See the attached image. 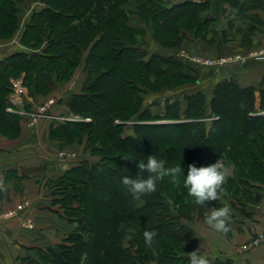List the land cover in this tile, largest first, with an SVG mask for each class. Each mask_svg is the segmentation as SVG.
I'll list each match as a JSON object with an SVG mask.
<instances>
[{
    "label": "trees",
    "instance_id": "1",
    "mask_svg": "<svg viewBox=\"0 0 264 264\" xmlns=\"http://www.w3.org/2000/svg\"><path fill=\"white\" fill-rule=\"evenodd\" d=\"M227 1L233 2L0 0V43L18 36L17 49L0 60V137L16 139L28 123L6 113L9 80L21 76L40 105L83 66L80 90L50 114L91 119L49 123L50 140L83 147L84 158L50 180V205L63 211L70 231L56 244L31 249L34 256L19 264H185L182 256L197 249L190 225L195 215L199 220L214 207H228L229 226L252 215L264 190V115L256 114L255 89L227 79L216 84L208 104L196 92L183 98V110L180 102L164 100L159 114L146 101L195 84L200 67L148 50L145 38L162 50L186 39L215 43L214 25ZM259 97L264 110V90ZM128 122L134 124L125 130ZM149 155L165 160V167L182 166L185 176L189 164L219 160L226 174L231 169L221 199L196 203L183 177L179 186L165 177L154 192L134 199L122 177L135 176L138 161ZM145 230L157 233L151 247Z\"/></svg>",
    "mask_w": 264,
    "mask_h": 264
},
{
    "label": "crops",
    "instance_id": "2",
    "mask_svg": "<svg viewBox=\"0 0 264 264\" xmlns=\"http://www.w3.org/2000/svg\"><path fill=\"white\" fill-rule=\"evenodd\" d=\"M224 10V14L214 25L217 34L215 35L216 42L192 43V50L199 55L206 56L196 55V57L215 59L218 56H229L235 52L257 51L264 47V0H233L231 3L227 1L224 3ZM28 14L29 12L25 13L24 21L28 18ZM16 38L18 36L10 42L0 43V60L17 49ZM149 38L152 41L151 37ZM169 53L178 55V52L172 51L166 54ZM210 72L211 74H201L193 85L163 92L159 97H164L165 101L169 102H180L183 110L185 107L183 98L201 92L208 104L216 84L231 79L242 88L255 89V109L260 110L259 92L264 90V60L252 61L246 65L232 64ZM80 83L78 90L82 86L83 79ZM60 101L59 99L58 102ZM49 123L50 121H45V124L41 121L36 126L27 125L23 128L26 126L25 123L18 138L8 140L0 137V180L9 192L8 198H6V191L0 192V213L5 210L11 212L21 203L27 202L28 205L25 207L27 217L22 219L30 220L34 224L32 230H27L21 227L20 217L2 221L0 225V264H19L18 259L28 255L29 250L42 247L41 243L49 246L51 240L60 238L61 230H66L65 227L69 233L70 227L60 219H53V214L48 212L47 197L41 199L37 180L46 175L50 179L61 175L72 167L69 163L78 159L79 152L77 153L76 150L78 147L63 146L60 148L59 142L50 140L48 138ZM23 135L26 136L23 137ZM41 138H44L45 149L34 150ZM64 147L65 150L68 149V156L64 159L57 158L59 154L57 150ZM7 174L11 175L10 179H6ZM209 214L210 211L202 220L191 226L197 240V249L200 250L201 255L221 261L230 260L233 264H264V244L256 247L250 246L254 233L264 231V190L261 200L252 210V215L237 223H231L228 234L216 232L206 224V217ZM40 222L42 225L39 228ZM40 229L42 231H39ZM50 230H53L54 234L51 233L47 238L45 235L50 233ZM24 240L27 245L23 244Z\"/></svg>",
    "mask_w": 264,
    "mask_h": 264
},
{
    "label": "clouds",
    "instance_id": "3",
    "mask_svg": "<svg viewBox=\"0 0 264 264\" xmlns=\"http://www.w3.org/2000/svg\"><path fill=\"white\" fill-rule=\"evenodd\" d=\"M165 163V160L158 159L155 155H149L146 161H138L135 176L125 175L122 177L123 185L126 186L134 199L139 200L143 195L154 192L157 183L165 177H169L171 183L176 186H179L181 177H183L184 187L188 189L189 196L193 197L198 204L221 199L227 174L219 160L201 167L189 164L186 176L182 166L165 167ZM2 191H6V188L3 181L0 180V192ZM229 220L230 209L228 207H214L206 217V224L216 232L226 234L230 231ZM156 235L157 233L153 230H145L143 232L145 244L151 247ZM186 256L185 264H211L206 256L200 254L199 249L187 253Z\"/></svg>",
    "mask_w": 264,
    "mask_h": 264
},
{
    "label": "rangeland",
    "instance_id": "4",
    "mask_svg": "<svg viewBox=\"0 0 264 264\" xmlns=\"http://www.w3.org/2000/svg\"><path fill=\"white\" fill-rule=\"evenodd\" d=\"M171 2H174V1H176V0H170ZM30 6H32L31 4L30 5H27V7L29 8ZM26 7V8H27ZM26 13H27V11H26ZM145 43H146V48L148 49V50H150V51H152V52H156V53H160V54H166L167 52H180V51H185V52H187V53H189V54H192L193 56H203V55H199V54H197L196 53V51L195 50H192V43L193 42H197V41H192L191 42V40H188V39H186V40H184V41H182L180 44H179V46L177 47V48H174V49H172V48H170L169 50H162V49H160L159 48V46H157V45H155L151 40H150V38H149V36H147L146 38H145ZM195 51V52H194ZM248 52V50H246V51H242V52H235L234 54H231V55H237V54H245V53H247ZM169 54H172V55H174V56H177L178 57V55H177V53H169ZM231 55H229V56H231ZM203 57H206V56H203ZM223 57H228V56H226V55H223ZM220 58V56H218L217 58H215V59H219ZM205 59H208V60H214V59H209V58H205ZM83 69V66H81V67H79L77 70H76V72H75V74H74V76L71 78L72 80H70L69 82H67L66 84H64L62 87H56V88H54L53 90H52V93L48 96V99L47 100H45V102H43L42 104H40V105H37V110L38 109H40V107H42V106H45V104L49 101V100H55V104H56V101H58L59 99L62 101L63 99H66V98H68L72 93H74V92H78L79 90H78V88H79V84H81L80 82H82V79H83V81L85 80V73H84V71L82 70ZM201 74H211V72H210V69H206V68H202V67H200L199 69H197V76H198V78H200V75ZM11 80H22V83H23V76H21V77H18V78H11L10 80H9V84H10V81ZM24 86V85H23ZM25 87V86H24ZM25 89H26V92H27V97H28V99L30 98V100H32V102H33V97H31V96H29V93H28V90H27V88L25 87ZM26 97V98H27ZM164 97H159V95L157 96V97H154V96H152V97H150L149 99H147L146 101H147V104L148 105H150L151 106V108H152V111L154 112V113H156V114H159V113H161L162 112V105H163V103H164ZM156 103V105H154ZM53 107L54 106H52L51 108H49L50 110H47L46 111V114H50V112L52 111V109H53ZM27 109H30L31 110V107L30 106H27ZM58 109V108H57ZM54 110L55 111H58V110H56V107L54 108ZM25 111H27L26 110V105H25ZM257 112H256V114L257 115H264V110H256ZM52 114V113H51ZM55 113H53L52 115H54ZM68 114H70V113H68ZM72 114V113H71ZM55 115H57V114H55ZM250 115H253V113H251ZM80 117V116H79ZM232 117V115L231 116H229V118H231ZM81 118V117H80ZM82 119V122L83 123H89V124H91V119L90 118H81ZM85 120V121H84ZM44 122V124H45V121H50V120H45V119H39L36 123H34L32 126H36V124L38 123L39 124V122ZM53 122H55V121H53ZM81 122V123H82ZM171 122V121H170ZM160 123H164V122H160ZM169 123V122H168ZM27 125H29V123H27L26 124V126L25 127H23V128H26L27 127ZM29 127V126H28ZM31 129L33 128V127H30ZM130 127H127L126 126V129L125 130H127V129H129ZM30 130V129H29ZM45 132V131H44ZM24 136H26V135H23V137ZM157 137V136H156ZM44 138H41V140H40V143L39 144H36V146H35V148H34V150H39V151H41V149H45V145H44V140H43ZM58 145V144H57ZM59 146H60V148L61 147H63V145L62 144H59ZM74 147H78L76 150H77V153H78V155H79V157H78V159L76 160V161H72V162H70L69 164H70V166L72 165H75L76 163H78V161L79 160H82V158H84L83 157V147L82 146H74ZM59 153H61V152H64L65 154H67L68 155V149L67 150H65V147L64 148H62V149H60V150H57ZM58 154V153H57ZM59 155V154H58ZM57 156V155H56ZM82 156V157H81ZM57 158H59V157H57ZM61 159H64V158H61ZM41 165H42V161H41ZM230 170L231 169H229L228 171H227V174H229L230 173ZM24 176H26V175H24ZM29 176V175H28ZM60 176V175H59ZM50 180H52V179H50V177L49 176H42L41 177V179L39 180H37V184L39 185V187H40V197H41V199H42V197L44 198V197H47V202H48V206H47V210H48V212L49 213H52V214H50V216L52 215V217H53V219H62V214H63V211H61L57 206L55 207V206H51L50 205V203H51V201L52 200H54V195H53V188L50 186V182H52V181H50ZM28 205V203L27 202H23V203H21L20 204V206L19 207H17L15 210H13V211H11L10 212V210H5V211H2L1 213H0V225H1V223H2V221H4V220H7V219H14L15 217H20L21 218V221H20V225H21V227L22 228H27V230H32V228H34V224L33 223H31V221L30 220H25V219H22V218H24V217H27L26 215L27 214H25V212H26V209H25V207ZM20 213V214H19ZM19 214V215H18ZM198 218V216L197 215H195L194 216V219H193V223H191L190 225L192 226V225H194L195 223H198L200 220H202V219H197ZM52 224V223H51ZM41 222H40V224H39V228L41 227ZM67 225V224H66ZM65 226V225H64ZM36 228V227H35ZM66 228V230H61V232H62V236L60 237V238H57V239H54V240H51L50 241V243H49V245H52V244H56L57 242H59L60 241V239L62 238V237H64V235H66V233H67V227H65ZM70 229V228H69ZM68 229V230H69ZM39 231H42V229H40ZM51 232L50 233H47L45 236H47V238L48 237H50V234L52 233V235L54 234L53 233V230H50ZM70 231V230H69ZM60 232V233H61ZM64 232V233H63ZM57 237H59V236H57ZM46 238V237H45ZM23 244L24 245H27L26 244V241L24 240L23 241ZM40 246H42V247H40L41 249H45V248H47V247H49L46 243L45 244H43V243H41L40 244ZM45 247V248H44ZM25 256H30V257H33L34 256V252H31L30 250H29V254L28 255H25Z\"/></svg>",
    "mask_w": 264,
    "mask_h": 264
},
{
    "label": "built area",
    "instance_id": "5",
    "mask_svg": "<svg viewBox=\"0 0 264 264\" xmlns=\"http://www.w3.org/2000/svg\"><path fill=\"white\" fill-rule=\"evenodd\" d=\"M264 45V40H263ZM178 57L187 60L202 68H221L232 64L246 65L249 62L264 60V47L257 51H248L245 54L231 55L228 57H220L219 59L208 60L202 59L185 51H180ZM27 92L23 86L22 80H11L10 81V94L8 96V106L6 108V113L11 115H18L25 117L28 120L29 125H33L39 119H45L50 121L59 122H82V119L78 115L74 114H62V115H52L46 114L47 110H50L52 106L55 105V100H49L45 106L40 107L37 110V104L32 102L30 98L28 99ZM57 103V101H56ZM25 105L31 107L30 111H25ZM85 121V120H84ZM118 124V122H116ZM134 123L128 122L125 125L131 127ZM68 155L64 152L59 153V158H66ZM264 244V231L254 233L253 239L250 246L256 247Z\"/></svg>",
    "mask_w": 264,
    "mask_h": 264
},
{
    "label": "water",
    "instance_id": "6",
    "mask_svg": "<svg viewBox=\"0 0 264 264\" xmlns=\"http://www.w3.org/2000/svg\"><path fill=\"white\" fill-rule=\"evenodd\" d=\"M182 259L186 261L187 260V256H182Z\"/></svg>",
    "mask_w": 264,
    "mask_h": 264
}]
</instances>
